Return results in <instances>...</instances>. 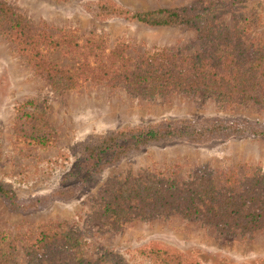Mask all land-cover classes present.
I'll return each instance as SVG.
<instances>
[{
  "label": "rangeland",
  "instance_id": "374dc122",
  "mask_svg": "<svg viewBox=\"0 0 264 264\" xmlns=\"http://www.w3.org/2000/svg\"><path fill=\"white\" fill-rule=\"evenodd\" d=\"M35 26L49 31L70 30L81 44L90 32L104 36L106 52L118 43L128 44L133 55L153 48L179 49L191 54L203 48L195 29L152 26L120 16L97 17L100 0H1ZM131 11L190 6L196 0H111ZM217 1V0H213ZM227 9L220 19L234 23L235 15L258 18L243 41L264 45V0H218ZM226 3H229V7ZM227 6V7H226ZM242 22V21H241ZM66 48L55 49L50 59L59 65L73 63ZM40 109L52 136L45 146L28 142L15 132L22 110ZM239 117L264 123V103L223 98L216 93L170 91L134 93L106 83L80 82L73 89L55 90L0 31V181L19 199L48 195L67 186L63 176L74 161V147L89 135L124 124L158 121L167 117ZM264 182V137L244 135L204 144L172 142L152 144L106 167L87 183L74 186L72 196L50 199L37 210H11L0 196V234L12 242V259L5 264H39L26 253L32 229L62 223L81 239L83 264H153L140 250L152 243L201 251V264H250L264 259V229L220 230L199 217L130 215L123 223L108 224L92 215L98 195L106 188L140 179L173 178L179 186L199 176L210 177L216 188L240 187L248 175ZM74 185V184H73ZM28 234V235H27ZM112 254H116L112 256ZM45 264V260L42 261Z\"/></svg>",
  "mask_w": 264,
  "mask_h": 264
},
{
  "label": "trees",
  "instance_id": "16d2710c",
  "mask_svg": "<svg viewBox=\"0 0 264 264\" xmlns=\"http://www.w3.org/2000/svg\"><path fill=\"white\" fill-rule=\"evenodd\" d=\"M219 3L222 2L196 0L190 6L131 11L111 0H100L95 7V15L100 18L120 16L152 26L180 25L195 29L203 48L187 55L168 47L133 55L125 43H118L106 52L104 36L100 33L90 32L80 44L72 31L51 32L44 25L35 26L1 0L0 31L15 43L21 55L55 90L73 89L89 79L92 83L121 85L134 93L204 90L227 99L264 103V45H248L243 41L244 34L258 18L233 14L234 23L228 24L220 19L227 9L221 8ZM233 3L234 0L231 5ZM63 48L75 56L73 63L59 65L50 59L51 52ZM14 128L21 138L39 146L51 140L44 113L37 108L22 110ZM244 135L264 137V123L245 117L178 116L124 124L89 135L74 147V161L61 181L65 184L71 180L67 186L48 195L23 200L14 194L9 184L0 181V196L11 210H37L50 199L72 196L75 185L87 183L106 167L149 145L204 144ZM240 183L239 188H216L210 177L199 176L178 187L173 178L140 179L103 190L92 215L115 224L127 221L131 214L150 217L179 212L184 217H199L220 230L264 229L262 176L248 175ZM25 244L32 262L83 264L78 232L66 229L62 223L32 229ZM12 248V242L0 234V264L12 259ZM140 254L153 264H201L202 253L198 249L181 251L152 243L141 249ZM114 264L127 263L115 259ZM250 264H264V259Z\"/></svg>",
  "mask_w": 264,
  "mask_h": 264
}]
</instances>
